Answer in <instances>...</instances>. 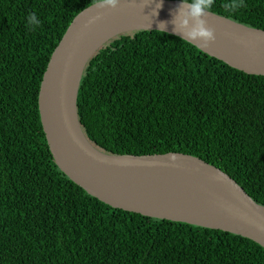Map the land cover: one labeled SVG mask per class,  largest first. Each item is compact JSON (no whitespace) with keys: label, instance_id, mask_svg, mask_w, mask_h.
<instances>
[{"label":"trees","instance_id":"16d2710c","mask_svg":"<svg viewBox=\"0 0 264 264\" xmlns=\"http://www.w3.org/2000/svg\"><path fill=\"white\" fill-rule=\"evenodd\" d=\"M102 1L0 0V264H264L250 239L115 209L55 164L43 76L73 20ZM178 1L264 31V0ZM77 105L106 153L199 158L264 207V76L177 36L134 32L90 60Z\"/></svg>","mask_w":264,"mask_h":264},{"label":"water","instance_id":"95a60500","mask_svg":"<svg viewBox=\"0 0 264 264\" xmlns=\"http://www.w3.org/2000/svg\"><path fill=\"white\" fill-rule=\"evenodd\" d=\"M160 31L233 69L264 76V31L178 0H107L80 13L52 54L39 111L55 164L88 194L142 216L217 230L264 247V207L229 175L184 154L113 155L93 145L78 115L90 60L116 38Z\"/></svg>","mask_w":264,"mask_h":264}]
</instances>
